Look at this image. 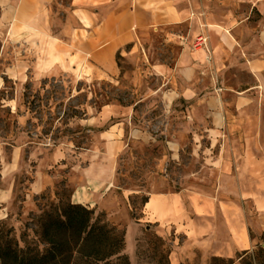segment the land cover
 Returning a JSON list of instances; mask_svg holds the SVG:
<instances>
[{
	"label": "crops",
	"instance_id": "crops-1",
	"mask_svg": "<svg viewBox=\"0 0 264 264\" xmlns=\"http://www.w3.org/2000/svg\"><path fill=\"white\" fill-rule=\"evenodd\" d=\"M69 1L62 35L78 71L112 82L130 71L135 102L98 112L120 120L102 139L119 154L130 139L165 150L140 220L168 264L264 247V0Z\"/></svg>",
	"mask_w": 264,
	"mask_h": 264
},
{
	"label": "rangeland",
	"instance_id": "rangeland-1",
	"mask_svg": "<svg viewBox=\"0 0 264 264\" xmlns=\"http://www.w3.org/2000/svg\"><path fill=\"white\" fill-rule=\"evenodd\" d=\"M69 5L0 0V242L42 250L44 216L83 205L93 211L91 224L104 221L122 234L120 256L130 264H168L169 246L140 220L146 180L155 177L152 170L165 150L136 149L130 139L119 154L102 139L104 132L121 130L115 127L120 120H101L98 112L107 104L135 102L130 71L123 67L117 82L78 71L82 58L70 52L62 35L71 26ZM164 168L183 173L170 163ZM250 256L231 261L247 264ZM231 261L194 258L185 264ZM107 263L121 261L112 257Z\"/></svg>",
	"mask_w": 264,
	"mask_h": 264
},
{
	"label": "trees",
	"instance_id": "trees-1",
	"mask_svg": "<svg viewBox=\"0 0 264 264\" xmlns=\"http://www.w3.org/2000/svg\"><path fill=\"white\" fill-rule=\"evenodd\" d=\"M92 216V210L73 204L66 205L60 214H46L40 232L45 247L29 251L19 249L11 239L0 242V264H108L112 257L120 260L119 264H130L120 256L124 247L122 234L104 221L91 224ZM256 249L247 264H264V248Z\"/></svg>",
	"mask_w": 264,
	"mask_h": 264
}]
</instances>
